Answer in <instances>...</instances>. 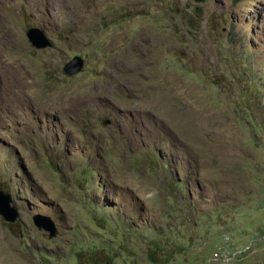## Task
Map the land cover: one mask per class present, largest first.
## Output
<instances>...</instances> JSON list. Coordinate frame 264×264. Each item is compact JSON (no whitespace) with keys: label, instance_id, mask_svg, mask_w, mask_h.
<instances>
[{"label":"rangeland","instance_id":"374dc122","mask_svg":"<svg viewBox=\"0 0 264 264\" xmlns=\"http://www.w3.org/2000/svg\"><path fill=\"white\" fill-rule=\"evenodd\" d=\"M0 191V264H264V0H0Z\"/></svg>","mask_w":264,"mask_h":264},{"label":"water","instance_id":"95a60500","mask_svg":"<svg viewBox=\"0 0 264 264\" xmlns=\"http://www.w3.org/2000/svg\"><path fill=\"white\" fill-rule=\"evenodd\" d=\"M26 36L29 42L37 49H46L52 47L53 43L51 39L38 28H30L27 31ZM83 67L84 60L81 57L76 56L65 65L64 72L68 76H74L80 73ZM11 203V196L0 191V215L6 222L14 223L18 218V211L16 207L11 206ZM34 224L38 229L49 232V238L56 236V227L50 219L41 216H35Z\"/></svg>","mask_w":264,"mask_h":264},{"label":"built area","instance_id":"2783aa9c","mask_svg":"<svg viewBox=\"0 0 264 264\" xmlns=\"http://www.w3.org/2000/svg\"><path fill=\"white\" fill-rule=\"evenodd\" d=\"M233 245V242L231 238L228 235H225V237L220 241L219 245L214 250L213 258L215 261H221V262H228L231 258V246Z\"/></svg>","mask_w":264,"mask_h":264},{"label":"bare ground","instance_id":"6f19581e","mask_svg":"<svg viewBox=\"0 0 264 264\" xmlns=\"http://www.w3.org/2000/svg\"><path fill=\"white\" fill-rule=\"evenodd\" d=\"M140 43V42H139ZM21 67V66H20ZM19 70V68H17V71ZM23 70V69H22ZM16 71V72H17ZM23 73V72H22ZM25 73V72H24ZM21 74V73H20ZM26 74H27V72H26ZM28 75V74H27ZM19 76V75H18ZM17 77V76H16ZM19 77H21V76H19ZM23 77V76H22ZM25 77V76H24ZM22 80V79H21ZM23 81V80H22ZM26 81V80H25ZM24 81V82H25ZM22 85V84H21ZM29 84L27 83V86H28ZM21 87H23V86H21ZM25 91V90H24ZM23 92V91H22ZM96 93V92H95ZM53 94V93H52ZM56 94V93H55ZM62 94V93H61ZM28 95V94H27ZM60 95V94H59ZM60 96H62V95H60ZM46 99V98H45ZM90 102V101H89ZM56 104V103H55ZM82 104V103H81ZM80 104V105H81ZM85 104V103H84ZM64 105V104H63ZM67 106V111H65V113H67L66 115H68L69 114V112L71 111V107H72V104H67L66 105ZM56 107V106H55ZM66 110V109H65ZM56 111V110H55ZM58 112H60V113H63V112H61V108L60 109H58L57 110ZM77 111V110H76ZM71 113V112H70ZM75 114V113H74ZM78 114V113H77ZM77 114H75V115H77ZM75 117V116H74ZM165 128V127H164ZM159 129V128H158ZM157 129V130H158ZM162 131V130H161ZM167 133V132H166ZM125 139V138H124ZM130 140V139H129ZM126 141V140H125ZM128 141V140H127ZM130 143V142H129ZM22 263V262H21Z\"/></svg>","mask_w":264,"mask_h":264}]
</instances>
